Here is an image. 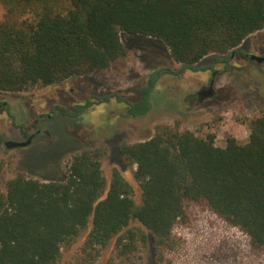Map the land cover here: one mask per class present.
I'll use <instances>...</instances> for the list:
<instances>
[{
    "label": "trees",
    "instance_id": "16d2710c",
    "mask_svg": "<svg viewBox=\"0 0 264 264\" xmlns=\"http://www.w3.org/2000/svg\"><path fill=\"white\" fill-rule=\"evenodd\" d=\"M15 4L33 17L8 14L0 20L1 91L106 69L127 53L121 33L158 39L173 60L190 67L210 53L234 50L264 26V0H12V14ZM161 70L147 76L139 99L127 102L128 115L150 109ZM90 103L75 104L74 111ZM119 151L135 165L139 204L117 168L106 187L100 149L74 155L63 178L17 173L7 179L0 190V264H56L61 247L88 222L85 246L91 249L116 238V247L126 253L133 244L124 237L138 235L145 242L146 234L128 227L132 220L157 244L170 246L175 223L185 217V200L206 201L253 245L264 247V111L250 120L243 143L228 136L217 146L213 134L198 136L176 124L157 126L153 135L122 143Z\"/></svg>",
    "mask_w": 264,
    "mask_h": 264
},
{
    "label": "rangeland",
    "instance_id": "374dc122",
    "mask_svg": "<svg viewBox=\"0 0 264 264\" xmlns=\"http://www.w3.org/2000/svg\"><path fill=\"white\" fill-rule=\"evenodd\" d=\"M11 5L12 0H0V20L8 14L33 17L31 10L22 11L21 4L12 7V14L8 10ZM257 34L255 31L247 38L255 39ZM120 37L127 53L106 69L22 91L0 90V190L4 191L7 179L17 173L40 180L63 178L74 155L100 149L106 187L117 168L131 184V197L139 204L141 188L133 174L135 165L121 155L122 143L142 141L153 135L157 126L176 124L198 136L213 134L217 146H224L228 136L247 141L250 120L264 111V63L233 57L230 50L210 53L183 67L158 39L147 42L123 33ZM259 45L261 42L250 44L249 51ZM156 70L161 71L151 88L150 109L141 116L128 115L127 102L140 98L147 76ZM212 82L213 95L198 100L197 91ZM105 95L107 101H97ZM88 100V106L74 111L75 104ZM96 105H103L104 112L102 122L93 124L84 115ZM205 112L210 117H202ZM16 139L29 143L21 147L4 144ZM183 205L185 217L175 223L170 246L157 244L148 230L132 220L128 227L146 234L145 242L135 234L133 240L123 238L133 244L126 253L116 247V238L91 249L85 246L91 228L88 222L61 247L56 264H264V247L253 245L244 231L220 218L206 201L185 200Z\"/></svg>",
    "mask_w": 264,
    "mask_h": 264
},
{
    "label": "flooded vegetation",
    "instance_id": "af4514ba",
    "mask_svg": "<svg viewBox=\"0 0 264 264\" xmlns=\"http://www.w3.org/2000/svg\"><path fill=\"white\" fill-rule=\"evenodd\" d=\"M257 31H256V33H258L257 38L250 39V38L246 37L240 43V45H238L234 50H232L231 55L233 57L245 59L249 62H255L257 64L264 63V26L261 29H258ZM258 42H261V45H259V48L258 49L253 48V50H255V51H249L250 50L249 45L252 43L257 44ZM258 58H261V59L258 60ZM209 84L213 85V82L209 83ZM28 137L31 138V136H29V135H28ZM16 141L22 142V141H26V140H18V139L12 140V141L6 140V141H4V144L8 147H21V146H26L29 143V141H28V143L26 145H18V146L12 145Z\"/></svg>",
    "mask_w": 264,
    "mask_h": 264
},
{
    "label": "clouds",
    "instance_id": "9594fccd",
    "mask_svg": "<svg viewBox=\"0 0 264 264\" xmlns=\"http://www.w3.org/2000/svg\"><path fill=\"white\" fill-rule=\"evenodd\" d=\"M104 112L103 105H96L93 109H90L87 114L84 115L86 121L92 122L93 124H98L102 122L101 116Z\"/></svg>",
    "mask_w": 264,
    "mask_h": 264
},
{
    "label": "water",
    "instance_id": "95a60500",
    "mask_svg": "<svg viewBox=\"0 0 264 264\" xmlns=\"http://www.w3.org/2000/svg\"><path fill=\"white\" fill-rule=\"evenodd\" d=\"M261 58H258L260 60ZM214 93L212 84H209L207 87H202L200 90L197 91V96L199 100H203L212 96ZM29 140L22 141V142H14L12 145H26Z\"/></svg>",
    "mask_w": 264,
    "mask_h": 264
},
{
    "label": "crops",
    "instance_id": "0c3cea01",
    "mask_svg": "<svg viewBox=\"0 0 264 264\" xmlns=\"http://www.w3.org/2000/svg\"><path fill=\"white\" fill-rule=\"evenodd\" d=\"M197 98H198V96H197ZM199 100V99H198ZM201 101V100H200ZM209 112H205V113H203L201 116L202 117H208L209 116V114H208ZM210 117V116H209Z\"/></svg>",
    "mask_w": 264,
    "mask_h": 264
}]
</instances>
